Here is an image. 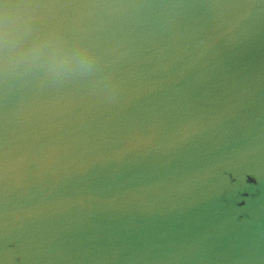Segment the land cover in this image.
<instances>
[{"label":"water","instance_id":"95a60500","mask_svg":"<svg viewBox=\"0 0 264 264\" xmlns=\"http://www.w3.org/2000/svg\"><path fill=\"white\" fill-rule=\"evenodd\" d=\"M0 264H264V0H0Z\"/></svg>","mask_w":264,"mask_h":264}]
</instances>
